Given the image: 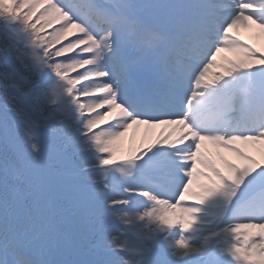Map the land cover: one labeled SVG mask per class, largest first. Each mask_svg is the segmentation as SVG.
I'll list each match as a JSON object with an SVG mask.
<instances>
[{"label": "snow or ice", "instance_id": "1", "mask_svg": "<svg viewBox=\"0 0 264 264\" xmlns=\"http://www.w3.org/2000/svg\"><path fill=\"white\" fill-rule=\"evenodd\" d=\"M139 7L0 0V264H264V51L233 34L264 35V0L162 5L164 30ZM137 125L168 132L118 156Z\"/></svg>", "mask_w": 264, "mask_h": 264}, {"label": "rangeland", "instance_id": "2", "mask_svg": "<svg viewBox=\"0 0 264 264\" xmlns=\"http://www.w3.org/2000/svg\"><path fill=\"white\" fill-rule=\"evenodd\" d=\"M206 143V142H205Z\"/></svg>", "mask_w": 264, "mask_h": 264}]
</instances>
